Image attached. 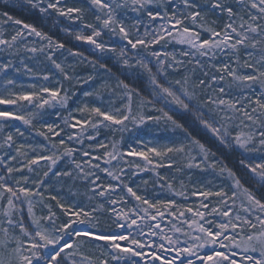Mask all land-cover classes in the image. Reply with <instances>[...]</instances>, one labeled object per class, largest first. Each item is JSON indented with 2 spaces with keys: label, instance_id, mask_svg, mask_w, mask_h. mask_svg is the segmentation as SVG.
Wrapping results in <instances>:
<instances>
[{
  "label": "snow or ice",
  "instance_id": "6c2138e0",
  "mask_svg": "<svg viewBox=\"0 0 264 264\" xmlns=\"http://www.w3.org/2000/svg\"><path fill=\"white\" fill-rule=\"evenodd\" d=\"M2 7L0 264H264V0Z\"/></svg>",
  "mask_w": 264,
  "mask_h": 264
},
{
  "label": "trees",
  "instance_id": "16d2710c",
  "mask_svg": "<svg viewBox=\"0 0 264 264\" xmlns=\"http://www.w3.org/2000/svg\"><path fill=\"white\" fill-rule=\"evenodd\" d=\"M2 3H3V0H0V11L4 10V8L2 7ZM7 10L11 14L16 15L20 19H24L27 22L36 23L38 27H40L44 31L48 32L54 38H58V39L62 40L64 43H66V45L68 47H72L74 50L82 51V52H84V54L86 56H90L91 57V53L88 50H86V49H84V48H82L80 46H77V45L73 44L71 42V40H70V37L69 36H65L59 30V28L58 27H54L50 21H44V20L38 19L37 16L30 15L27 12L22 11L20 8H8ZM61 23H64V21L62 20ZM107 62L109 64V67H112L113 68V71L114 72H119L120 71V69L118 67H113L115 61H107ZM129 82L131 83L132 81H129ZM87 87H88V85H84V88L85 89ZM141 87H144V85H141ZM79 96H80V91L78 90L77 91V97H79ZM49 111L55 112V111H59V109H52V110H49ZM43 119L46 120V121H48V122H52L54 120V117L46 115V116L43 117ZM188 119H190V118H188ZM190 131H192V133H193L194 136H197V138L201 139L202 142L207 143L208 146L211 147L212 150L215 151L218 156H220L221 158H224L225 159V162L228 163L229 166H233V163H234L233 162V159L228 156L227 151L225 149L219 147L214 141H212L207 136V134L199 131L198 128H192V129H190ZM137 135L146 136V135H148V133L146 131H142L140 133H137ZM162 135H164V134H162ZM40 139L42 140L43 138H40Z\"/></svg>",
  "mask_w": 264,
  "mask_h": 264
},
{
  "label": "rangeland",
  "instance_id": "374dc122",
  "mask_svg": "<svg viewBox=\"0 0 264 264\" xmlns=\"http://www.w3.org/2000/svg\"><path fill=\"white\" fill-rule=\"evenodd\" d=\"M69 37H70V36H69ZM70 40H71V42H72L73 44H75V45H77V46H80V47H82V48H84V49H86V50L89 51V48H90L89 45L84 44L83 42H76V41H74V39H73L72 37H70ZM89 52H90V51H89Z\"/></svg>",
  "mask_w": 264,
  "mask_h": 264
}]
</instances>
